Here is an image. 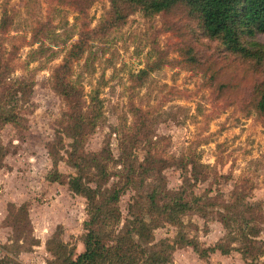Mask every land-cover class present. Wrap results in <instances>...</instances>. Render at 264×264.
Masks as SVG:
<instances>
[{
    "label": "clouds",
    "instance_id": "obj_1",
    "mask_svg": "<svg viewBox=\"0 0 264 264\" xmlns=\"http://www.w3.org/2000/svg\"><path fill=\"white\" fill-rule=\"evenodd\" d=\"M82 7L81 13L61 10L53 23L75 15L78 17L76 24L55 28L48 32L47 39L40 36L28 48L21 49L14 62L18 70L12 71L7 79L13 87L23 86L32 80L43 81L48 88L55 83L59 70L67 96L60 95L53 109V118L60 122L59 135L64 146L59 149V156L63 159L58 161L57 170L76 177V168L64 162L68 159L67 152L72 150L70 145L76 139L71 129L77 116L86 123L96 100L107 97L102 116L96 118L94 132L81 138L85 152L98 151L101 137L110 133L112 156L118 157L121 141L127 143L123 134L131 135L136 129L137 109L140 115L149 119H165L169 126H172V121L168 117L174 114L175 121L179 123L175 128L177 145L186 157L206 151L209 155L242 161L237 173L222 190L225 202L237 201L244 215L253 211L264 214V43L250 42L246 45L250 54L237 52L227 59H218L215 54L217 41L202 39L191 45L192 51L188 52L187 46L180 44L178 37L166 29L162 10H154L141 0H82ZM81 44L84 45L82 54L78 50ZM188 56L195 57V62ZM160 61L170 69L166 77H171L163 88L161 85L165 81L161 79V72L149 71ZM257 62L259 69L254 70ZM142 72L147 75L143 76L141 87L137 81ZM109 89H114L115 98L109 94ZM76 93H79L78 97ZM11 103H18L22 114L31 106L30 100L25 103L18 101L17 97H13ZM41 110L37 109V112ZM65 126L69 129L67 134L63 130ZM144 155L145 151L138 146L132 149L129 159L135 157V163L140 165ZM46 164L47 169L52 167L51 157L46 159ZM108 167L110 172L114 167L122 171L123 162L115 166L109 163ZM94 172L95 168H92L89 175ZM118 180H121L120 175L112 176L108 183L101 185V191ZM154 183L151 177L145 180V184ZM88 187L96 188L95 180L89 182ZM203 187L200 186L197 195ZM167 189L179 192L180 179L167 184ZM22 190L25 193L23 200L31 201L36 208L33 196L38 192L31 185L22 186ZM208 195L215 196L216 191ZM14 196V192L5 189L0 201L6 204ZM21 203L17 202L13 210H18ZM39 207L42 211L32 213V225L38 231L30 236L40 238L42 249L48 241L58 239L65 246L64 254L69 261H76L81 252L79 247L74 248L78 242L77 235L69 237L68 229H65L62 235L55 237V225L63 220L62 209L55 203ZM127 219L131 221L132 217L127 216ZM112 227L111 221H107L101 231L108 232ZM116 231L119 232V228ZM7 235L0 239V243L12 245L13 241ZM130 235L133 248L144 246L134 231ZM230 235L236 237L235 245L240 247L239 232L233 230ZM252 239L264 241V230L259 237ZM207 242L211 243V240ZM260 246L264 248V244ZM17 247L20 251L26 247L23 234ZM3 255L0 252V257ZM135 255L137 264H144L149 253L141 256L137 251ZM44 258L51 264H60L63 259H58L54 251L46 250L42 251V258L37 257V264H44ZM259 261H264V255L259 256Z\"/></svg>",
    "mask_w": 264,
    "mask_h": 264
},
{
    "label": "rangeland",
    "instance_id": "obj_2",
    "mask_svg": "<svg viewBox=\"0 0 264 264\" xmlns=\"http://www.w3.org/2000/svg\"><path fill=\"white\" fill-rule=\"evenodd\" d=\"M64 9H67L69 13H81L83 12L82 0H0V53L3 58L12 63L14 71L18 70L14 67V62L21 49L28 48L40 36L47 39L48 32L55 28L76 24L78 17L75 15L66 16L57 23H53L56 15ZM163 17L166 29L178 37L180 44L187 46L188 52L192 51L191 45L202 39L213 41L205 36L197 19L190 15L183 5H177L163 12ZM256 40L264 43V33L259 34ZM50 43H55V41H50ZM78 50L82 54L84 45L81 44ZM215 54L218 59H227L232 55L223 50L219 43L216 45ZM188 59L195 62V57L188 56ZM258 69V65L254 66V70ZM169 70L164 62L160 61L149 71L161 72V79L165 81L161 85L163 88L171 79L165 75ZM144 75L147 74L142 72L141 77L138 78V86L142 87ZM32 82V89L26 90L20 98L25 103L30 100L31 106L25 109L23 114L17 108L16 121L0 125V147L2 148L0 152L2 153L0 154L2 155L0 157V200L3 198L5 189L10 193H15L14 198L6 204L0 201V239L8 234L7 238L13 241L12 245L0 243V252L4 253L0 258L12 257L20 264H37V257L42 258V251H46V245L43 249L41 248L42 241L38 236H30L32 232L38 231L37 227L32 225V213L42 211L39 207L41 204L51 206L55 203L59 209H62L63 220L55 225V232L62 235L65 229H68L69 237L76 234L78 242L74 248L79 247L81 252L84 250L85 223L89 219L86 211V198L73 193L69 187L71 173H61L57 170L58 161L63 159L59 156V149L64 146L62 137L59 135L60 122L53 118V109L60 95L54 91L53 84L46 88L43 81ZM108 91L115 98L114 89ZM107 99V97L100 99L102 108ZM37 109L42 110L37 112ZM136 111L138 113L136 129L131 135L123 134L127 143H124V140L121 141V152L118 157L112 156L110 133H105L101 137V147L98 151L87 152L99 153L105 150L102 156L105 157L107 163V178L102 185L108 183L114 175L121 177V180L113 182L110 188L102 191L103 193L113 189L121 191L117 203L121 213L119 229L126 224L125 220L131 209L139 210L138 212H145L148 209L151 194H154L155 201L159 204H162L161 201L163 204L168 203L177 197L188 202L191 209L179 216L182 224L179 226L165 222L163 216L158 217L155 222L159 225L153 230L154 242L162 239L175 242L178 232H181L198 241L200 248H206V244L207 246L220 244L232 251H240L246 258V264H249V261L251 264H263L264 261H259V256L264 255V248L260 246L264 244V241L252 238L259 237L261 231L264 230L262 229L264 214L253 211L244 215L238 208L237 201L226 203L222 198L223 188L227 187L228 182L237 173L238 165L242 164V161L209 155L206 151L186 157L177 145L175 128L179 127V123L175 121L174 114L168 117L172 121V126H169L163 118L149 119L146 115H140L138 109ZM109 127L110 130H114L111 126ZM67 129L68 127L65 126L63 130L66 132ZM94 130L95 128L91 129L87 135ZM153 137L156 138L153 139ZM138 146L145 151L143 162L140 165L135 163V157L129 159L132 149ZM65 151L67 152V149ZM48 157H51L52 167L50 169H47L46 164ZM67 157L65 164L73 167L68 152ZM121 162H123L122 171L115 167L111 172L109 171V163L115 166ZM149 177L155 180L154 184H145V180ZM177 178L181 183L180 191L168 190L167 184ZM24 185H31L38 192V195L33 196L36 208H33L31 201L23 200L25 193L22 186ZM201 185L204 186L203 190L197 195ZM213 190L216 191V195L209 196L208 193ZM46 196L48 199L44 200ZM16 197H19V200ZM21 201L20 208L14 211L16 203ZM77 201L81 202L77 203ZM57 219L59 220V217ZM233 230L239 232V238L242 240L240 247L235 245L236 237L230 235ZM189 233L191 236L188 235ZM21 234L24 235L26 244L23 251L17 247ZM255 234L257 235L254 236ZM208 240H211V243H208ZM182 249L188 253H184ZM174 252H178L179 257H174ZM174 252L170 264H205L203 259L206 258L199 259L198 254L190 246H178ZM188 255L191 256L190 260ZM46 260L44 258V264ZM227 262L232 263L236 260L228 259Z\"/></svg>",
    "mask_w": 264,
    "mask_h": 264
},
{
    "label": "trees",
    "instance_id": "obj_3",
    "mask_svg": "<svg viewBox=\"0 0 264 264\" xmlns=\"http://www.w3.org/2000/svg\"><path fill=\"white\" fill-rule=\"evenodd\" d=\"M141 3L162 12L171 10L177 5L185 6L188 13L197 19L205 36L217 41L223 50L231 54L237 52L250 54L245 46L250 42L260 43L256 37L264 33V0H141ZM257 65L259 66V62ZM12 71H14L12 63L3 58L0 53V125L16 121L18 103H11L12 98L17 97L19 101L26 90L32 89V80L23 86L16 87L8 83L7 79ZM52 87L58 95L67 96L66 86L59 75V70ZM75 95L78 97L79 93ZM101 104V100L97 99L86 123L81 122L78 116L76 117L71 129V134L76 139L70 145L72 150L68 152L70 163L77 171L76 177L69 179V187L73 193L86 198L87 210L91 213L85 223L87 230L83 236L84 250L78 253L76 261H69L68 256L64 254L65 246L59 243L58 239L48 241L46 250L54 251L58 259L63 257L60 264H137L138 257L135 255L137 251L141 256L145 252L149 253L144 264H170L173 252L182 245L190 246L201 258L207 257L215 250H219L222 254H229L231 249L224 248L220 244L200 248L198 241L181 232H178L175 242L169 243V240L162 239L152 243L153 230L159 225L155 222L158 217L163 216L165 222L179 226L182 225L179 216L191 209L188 202L177 197L168 203L159 204L155 201L154 194H151L148 209L145 212L131 209L128 216H131L132 220L129 221L126 218V224L120 227L119 232L116 231L121 221V213L117 206L121 191L120 189L106 190L107 193L101 191V185L107 178V163L102 156L105 150L99 153H87L84 152L81 144V138L95 128L96 118L102 116ZM68 131L69 129L66 130V134ZM92 168H95V172L89 175ZM93 180L96 183L94 189L88 187V183ZM107 221H111L113 227L108 232H103L101 228ZM25 222L28 224L26 218ZM133 231L144 245L143 247L133 248L130 235ZM55 233V237L60 236L58 232ZM113 241L114 243H110ZM68 251L70 253L71 249ZM0 264H20V262L12 257H6L0 258ZM45 264H51V262L46 260Z\"/></svg>",
    "mask_w": 264,
    "mask_h": 264
},
{
    "label": "crops",
    "instance_id": "obj_4",
    "mask_svg": "<svg viewBox=\"0 0 264 264\" xmlns=\"http://www.w3.org/2000/svg\"><path fill=\"white\" fill-rule=\"evenodd\" d=\"M212 246H214V245H212ZM205 247H211V246H207V244H206ZM182 250H184V253L186 252L185 249H182ZM232 252H234V253H232ZM186 253H188V252H186ZM179 255L180 254L178 252L177 253L174 252V257L177 258V257H179ZM187 257L189 259V257H191V256L188 255ZM198 258L200 259L201 257L198 256ZM205 258L206 259H203L205 264H242V262H243V264H246L245 263L246 258H244L243 254L237 250H233V251L231 250L229 252V254H222L219 250H215L214 252L209 253V255ZM228 259H235L236 262L229 263V262H227Z\"/></svg>",
    "mask_w": 264,
    "mask_h": 264
}]
</instances>
